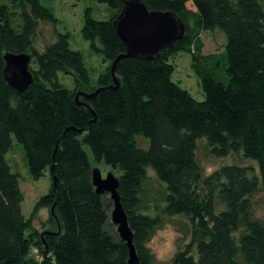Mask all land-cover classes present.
Here are the masks:
<instances>
[{"label": "trees", "instance_id": "16d2710c", "mask_svg": "<svg viewBox=\"0 0 264 264\" xmlns=\"http://www.w3.org/2000/svg\"><path fill=\"white\" fill-rule=\"evenodd\" d=\"M96 1L111 14L98 21L90 9L85 13L82 38L108 65L93 82L84 55L71 49L69 33L57 31L49 7L41 0H0V264H130L129 248L112 223L110 195L93 185L94 165L101 164L119 174L139 264H157L147 245L163 218L176 216L190 223V242L170 264H264V222L254 217L252 203L264 192L262 0H141L150 11L175 13L186 33L153 61L120 59L118 89L110 88L111 67L125 48L113 23L124 4ZM40 24L56 37L44 51L34 45ZM216 31L226 45L205 54L201 36ZM8 53L32 58L33 84L25 92L5 81ZM181 53L191 56L202 102L172 80L170 59ZM60 74L90 87L85 94L96 93L80 98L95 117L76 104L77 94L60 83ZM14 140L23 147L31 178L39 181L49 172L52 180L28 219L21 175L8 159ZM200 142L218 158L237 155L256 163L257 171L229 165L204 176ZM150 172L162 186L157 199L147 187ZM54 203L61 234L41 238L34 216Z\"/></svg>", "mask_w": 264, "mask_h": 264}, {"label": "rangeland", "instance_id": "374dc122", "mask_svg": "<svg viewBox=\"0 0 264 264\" xmlns=\"http://www.w3.org/2000/svg\"><path fill=\"white\" fill-rule=\"evenodd\" d=\"M41 2L43 5L49 7L58 19L57 31L71 35V49L80 51L84 55V60L91 72L93 82H95L108 65L103 63L101 57L90 53L89 43L82 38L81 32L84 25L85 13L90 9L92 17L95 20L106 21L109 19L111 11L106 5L99 4L96 0H41ZM262 3L264 5V0H262ZM201 37L204 42L205 54L221 52L226 45V37L220 31L204 32ZM55 40L56 37L52 28L48 25L40 24L34 40L35 47L44 51V47L55 42ZM170 63L174 65L175 69L172 80L178 83L181 88L187 90L195 100L204 101L205 94L200 86L199 78L192 70L191 56L187 53H181L170 59ZM59 81L76 94L80 91H84V93L90 91V87L84 86L82 82L80 87H77L73 77L70 75L60 74ZM139 144L143 147L146 146V143L142 141H139ZM197 157L206 177L223 166L240 165L251 167L255 171L258 168L256 163L243 159L241 156L230 155L226 158H218L212 154L205 142H200ZM8 159L12 164L13 170L21 175L20 187L24 196L22 210L25 218L28 219L33 215L41 198L50 192L52 186L51 176L48 172L39 181H34L29 174L23 147L15 140L8 154ZM94 168L100 171L103 179L109 173L113 174L116 178L119 177L117 171L103 164L94 165ZM149 170L152 171L151 169ZM148 176L149 182L147 183V187L152 190V197L157 199L159 192L162 191V186L152 172ZM252 203L254 217L264 222V192L260 191L255 195ZM50 213L51 211L47 207L37 210L33 219V225L39 232H44L45 230L56 231L57 224L54 223V219L51 218ZM188 229H190V223L183 216L163 218L162 228L156 231L147 245L157 264H170L174 255L190 242V235L186 234ZM32 253L34 256L42 259L41 262L44 261L37 248H34Z\"/></svg>", "mask_w": 264, "mask_h": 264}, {"label": "water", "instance_id": "95a60500", "mask_svg": "<svg viewBox=\"0 0 264 264\" xmlns=\"http://www.w3.org/2000/svg\"><path fill=\"white\" fill-rule=\"evenodd\" d=\"M123 8L115 19L113 26L122 41L125 48V53L120 55L112 64L111 75L113 77V85L110 88L118 89L120 81L115 76L116 64L120 59L136 58L143 61H153L157 59L161 52L171 48L177 41L181 40L186 28L179 16L172 12L150 11L141 0H122ZM5 68L4 78L8 85L18 90L25 92L33 84V75L29 69L32 58L28 54H11L4 56ZM96 93L85 94L77 93L75 98L76 104L84 106L93 114L94 112L81 101V97L91 98ZM95 122V121H94ZM50 173L54 177V182H57L54 176V167ZM93 185L98 194L108 193L114 204L112 211V223L117 226L118 233L123 241L126 242L129 248V263L139 264L136 249L133 244V234L129 227L127 216L123 210L120 196L118 193L119 179L109 173L105 179L98 169L93 170ZM57 203L51 207V214L57 224V231H44L41 233V238L47 234L60 235L62 225L58 216L55 214ZM46 250H47V246Z\"/></svg>", "mask_w": 264, "mask_h": 264}, {"label": "built area", "instance_id": "2783aa9c", "mask_svg": "<svg viewBox=\"0 0 264 264\" xmlns=\"http://www.w3.org/2000/svg\"><path fill=\"white\" fill-rule=\"evenodd\" d=\"M42 259H39V261H41Z\"/></svg>", "mask_w": 264, "mask_h": 264}]
</instances>
